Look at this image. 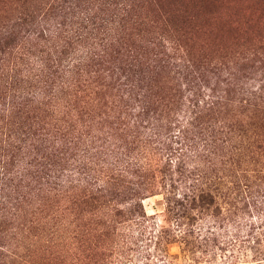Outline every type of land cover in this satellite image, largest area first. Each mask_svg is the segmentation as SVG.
<instances>
[{"label": "rangeland", "instance_id": "374dc122", "mask_svg": "<svg viewBox=\"0 0 264 264\" xmlns=\"http://www.w3.org/2000/svg\"><path fill=\"white\" fill-rule=\"evenodd\" d=\"M0 132V264H264V0H0Z\"/></svg>", "mask_w": 264, "mask_h": 264}, {"label": "trees", "instance_id": "16d2710c", "mask_svg": "<svg viewBox=\"0 0 264 264\" xmlns=\"http://www.w3.org/2000/svg\"><path fill=\"white\" fill-rule=\"evenodd\" d=\"M40 74H42V73H40ZM42 75H43L42 77H47L46 74H42ZM75 82L76 81H71V80H69L68 83L65 82V84L66 83L67 84H66L64 89L66 91L70 92L72 97L75 95V93H74L75 87H76ZM63 102L65 105L57 106L56 108L58 110L54 109L55 112L53 111V108L51 109V116H50L49 120L47 122H45L44 126H42L40 129V131H42V132H40V138H39L40 143H44V144H46V143L50 144L51 143L52 149L54 148V145H55L56 149H54V152H56V150H58V148H57L58 146L63 145V143H65L64 138L66 140L69 139V141H70V138H66V137L69 134L68 131H70L69 123L73 122L74 107L69 108V104H68L69 101H63ZM72 103H74V101H72ZM55 114H56V116H55ZM59 115H61V117H59ZM64 116H67L68 120H64L63 119ZM262 121L263 120H259L260 123ZM65 123H67L68 125L66 126ZM4 136H5V139H4ZM9 139H10L9 136H6L5 133L0 132L1 144H7L8 145L9 141H10ZM15 139L17 141V137L14 136V140ZM53 142H54V144H53ZM2 147L4 148V150H6L5 149L6 147H4V146H2ZM48 147H50V146H43L44 149H48ZM7 148H13L11 143ZM24 149H25V147H24ZM8 152H9V149H8ZM28 155L30 156L31 154L28 153ZM51 155H54V154H51ZM33 156L34 155H31V157H33ZM46 157H47V155L41 156L42 159H45ZM29 165L32 166L31 163ZM40 166L42 167V165H40ZM132 167L137 168V169H135L137 173L140 171V166H137V164H133ZM21 169L24 170V168H21ZM144 170H146V169H144ZM35 171L37 173L39 172L37 170V168ZM121 171L123 172V171H125V169H122ZM127 172H128V170H127ZM29 175L31 176V174H29ZM22 176L23 175L19 176V180L22 179ZM30 180H33V178H30ZM196 181H198V180H195L194 182H196ZM167 182L168 183L166 186H168V188H170V190L173 189V185H172L173 180H167ZM236 184H237V182H236ZM120 187H122V189H123V191H122L123 194L125 192L130 193L131 198H129V199H130V203H132V204L130 205V207L127 210L129 211V213H131V215H136L133 219V222H134L135 226H137L138 228L143 227L142 228V230H143L145 227L144 224H147L148 220L146 219V216L144 214L142 215V214L137 213V208L141 207V209H142L141 201L143 200L142 199L143 194L141 191L150 190L152 188L150 182H147V180H141V181L137 180L136 182L129 181V182H126V184L124 186L120 185ZM191 190H196V189H190L189 188L188 193L178 194L179 197H177V198L182 197V199H180V200L179 199L176 200V196H174V194L168 195V193H170L171 191H168V193L165 194L164 201L166 204V214H167V216H170L171 219L174 220L176 226H179V224L181 225V223H178V222L180 221V219H184L186 216V213H184L185 210L187 209L186 203H188V202L192 203L195 200L194 192ZM204 193H205L204 191H199L198 200H199V198L203 199V198H210L211 197L210 194L204 195ZM188 194H192L191 197H189L190 195H188ZM262 200L264 201V197H262ZM111 210H112V207H111L110 211ZM121 213L122 212L119 211L118 213L110 214L108 216V220L106 221L107 225L113 226L115 219L118 216H120ZM160 233L163 235V234H166V231L162 230V231H160Z\"/></svg>", "mask_w": 264, "mask_h": 264}]
</instances>
